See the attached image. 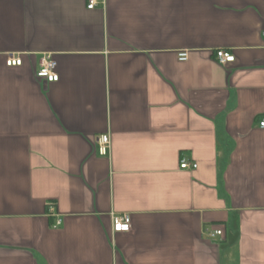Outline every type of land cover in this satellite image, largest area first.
<instances>
[{"label": "crops", "instance_id": "1", "mask_svg": "<svg viewBox=\"0 0 264 264\" xmlns=\"http://www.w3.org/2000/svg\"><path fill=\"white\" fill-rule=\"evenodd\" d=\"M87 1L0 0V264H264V0Z\"/></svg>", "mask_w": 264, "mask_h": 264}, {"label": "built area", "instance_id": "2", "mask_svg": "<svg viewBox=\"0 0 264 264\" xmlns=\"http://www.w3.org/2000/svg\"><path fill=\"white\" fill-rule=\"evenodd\" d=\"M104 4V0H88L86 8L88 10L95 9L98 5ZM188 52H180L177 54L179 62H185L188 59ZM38 69L36 71V78L42 80L45 83H55L58 81V75L56 73L57 63L50 54H44L39 57ZM216 61L224 66L234 62V56L228 51H217L215 53ZM22 58L18 56H9L6 59L7 67H19L22 64ZM260 128L264 129V121L260 122ZM96 153L101 157H107L110 153L111 140L109 135H101L96 138ZM179 167L182 170L195 169L196 165L190 164L185 159L180 160ZM112 233H128L131 230V221L128 214H112ZM222 232L216 230L208 233L210 238L221 236Z\"/></svg>", "mask_w": 264, "mask_h": 264}]
</instances>
